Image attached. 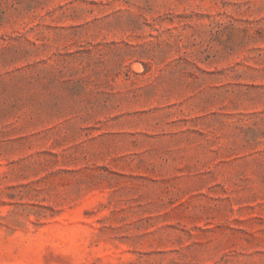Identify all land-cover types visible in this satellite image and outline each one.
<instances>
[{
  "label": "rangeland",
  "instance_id": "rangeland-1",
  "mask_svg": "<svg viewBox=\"0 0 264 264\" xmlns=\"http://www.w3.org/2000/svg\"><path fill=\"white\" fill-rule=\"evenodd\" d=\"M0 264H264V0H0Z\"/></svg>",
  "mask_w": 264,
  "mask_h": 264
}]
</instances>
